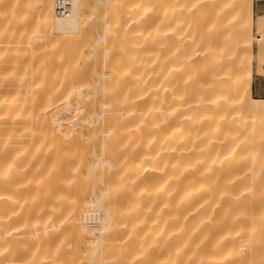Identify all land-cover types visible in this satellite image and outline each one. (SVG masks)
<instances>
[{
    "label": "bare ground",
    "instance_id": "6f19581e",
    "mask_svg": "<svg viewBox=\"0 0 264 264\" xmlns=\"http://www.w3.org/2000/svg\"><path fill=\"white\" fill-rule=\"evenodd\" d=\"M67 1L0 0V264H264V13Z\"/></svg>",
    "mask_w": 264,
    "mask_h": 264
},
{
    "label": "rangeland",
    "instance_id": "374dc122",
    "mask_svg": "<svg viewBox=\"0 0 264 264\" xmlns=\"http://www.w3.org/2000/svg\"><path fill=\"white\" fill-rule=\"evenodd\" d=\"M254 10H255L254 18L257 19L259 14L264 13V0H254ZM227 15H232V14H227ZM254 52L257 53L256 46L254 47ZM257 66H258L257 64H254L253 69L256 70ZM256 78L258 79V76L254 75V83H253V88H252L253 96H254V98L255 97L256 98H264V78L262 77L261 83H259L258 80L255 83ZM258 84H260L261 90H259Z\"/></svg>",
    "mask_w": 264,
    "mask_h": 264
},
{
    "label": "built area",
    "instance_id": "2783aa9c",
    "mask_svg": "<svg viewBox=\"0 0 264 264\" xmlns=\"http://www.w3.org/2000/svg\"><path fill=\"white\" fill-rule=\"evenodd\" d=\"M71 10V5L67 0H57L56 14L60 17L66 16Z\"/></svg>",
    "mask_w": 264,
    "mask_h": 264
},
{
    "label": "crops",
    "instance_id": "0c3cea01",
    "mask_svg": "<svg viewBox=\"0 0 264 264\" xmlns=\"http://www.w3.org/2000/svg\"><path fill=\"white\" fill-rule=\"evenodd\" d=\"M257 80H258L259 83H261V82H262V77H259V76H258V79H257V78L255 79V83H256ZM258 86H259V90H261V89H260V84H258ZM252 88H253V87H252ZM252 94H253V93H252ZM255 98H256V97H255ZM258 99H264V98H258Z\"/></svg>",
    "mask_w": 264,
    "mask_h": 264
}]
</instances>
